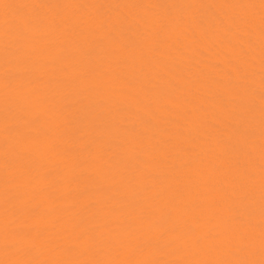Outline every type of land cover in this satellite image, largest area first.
Masks as SVG:
<instances>
[{
	"label": "bare ground",
	"instance_id": "1",
	"mask_svg": "<svg viewBox=\"0 0 264 264\" xmlns=\"http://www.w3.org/2000/svg\"><path fill=\"white\" fill-rule=\"evenodd\" d=\"M0 264H264V0H0Z\"/></svg>",
	"mask_w": 264,
	"mask_h": 264
}]
</instances>
